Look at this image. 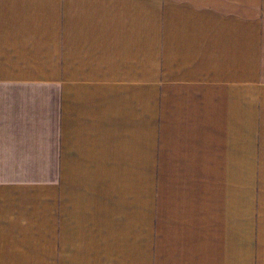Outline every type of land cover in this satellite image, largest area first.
<instances>
[{"label":"crops","instance_id":"0c3cea01","mask_svg":"<svg viewBox=\"0 0 264 264\" xmlns=\"http://www.w3.org/2000/svg\"><path fill=\"white\" fill-rule=\"evenodd\" d=\"M19 5L0 0V264H264V0L93 2L85 60L56 34L41 70L13 61Z\"/></svg>","mask_w":264,"mask_h":264},{"label":"rangeland","instance_id":"374dc122","mask_svg":"<svg viewBox=\"0 0 264 264\" xmlns=\"http://www.w3.org/2000/svg\"><path fill=\"white\" fill-rule=\"evenodd\" d=\"M105 0H19L21 14L25 15L27 29V46L20 49V60L15 63H25L27 68L43 69L42 64H49L54 49L56 34L60 40V52L75 51L76 58L85 60L88 42L82 41L84 33H90L91 22H98L99 7L92 11L93 2ZM92 15L94 17H92ZM93 19V21H91ZM75 37L76 42L68 45L67 34ZM26 52V58H22ZM85 54V55H84ZM83 59V60H82ZM45 208L49 209V201Z\"/></svg>","mask_w":264,"mask_h":264}]
</instances>
